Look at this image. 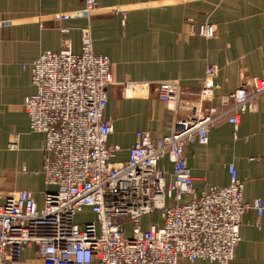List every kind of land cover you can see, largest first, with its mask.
<instances>
[{
    "label": "built area",
    "instance_id": "1",
    "mask_svg": "<svg viewBox=\"0 0 264 264\" xmlns=\"http://www.w3.org/2000/svg\"><path fill=\"white\" fill-rule=\"evenodd\" d=\"M98 10L97 0H83L84 17L92 18ZM189 28L193 37L217 36L212 24ZM29 67L35 94L26 98L24 109L30 130L45 137L46 191L42 208L29 191L0 204V264H19L32 247L43 264H232L250 208L259 217L256 227L264 228V200L252 206L243 202L245 185L234 165L228 167V186L197 193L185 156L187 145H207L211 129L221 121L237 130L244 114L257 111L264 97V70L220 96L215 107L209 103L216 66L207 68L189 106H180L184 90L179 82H160L159 99L176 107L171 133L156 138L137 132L128 161L115 163L121 148L108 145L113 126L104 120L108 88L114 82L111 61L94 52L90 30H83L80 54L68 49L45 52ZM149 89L150 84L126 85L128 92L140 96ZM17 145L15 137L11 150ZM165 158L173 166L171 177L160 167ZM157 211L162 226L149 223L145 229L144 218ZM84 213L92 218L77 223ZM128 225L133 227L130 235Z\"/></svg>",
    "mask_w": 264,
    "mask_h": 264
},
{
    "label": "crops",
    "instance_id": "2",
    "mask_svg": "<svg viewBox=\"0 0 264 264\" xmlns=\"http://www.w3.org/2000/svg\"><path fill=\"white\" fill-rule=\"evenodd\" d=\"M97 3L100 10L86 18L81 14L83 0H0V204L29 191L43 206L45 137L30 130L24 109L26 98L35 94L29 66L45 52L68 49L80 54L83 30H90L94 52L111 61L114 82L108 88L104 120L113 126L108 145L121 148L115 163L128 161L137 132L156 138L171 133L176 107L159 99L160 82H179L184 90L180 106H189L197 99L207 68L216 66L215 94L209 103L215 107L220 96L260 77L264 70V0ZM204 23L216 26V38L190 34L191 25ZM128 84H150V89L140 96L128 92ZM178 111L186 114L184 109ZM15 137L18 145L11 150ZM185 156L197 193L228 186V167L234 165L245 185L243 202L252 206L255 200H264V97L256 112L241 117L237 130L221 121L211 129L207 145L189 144ZM160 167L171 177L168 158ZM258 221L257 211L250 208L242 219L232 264H264V228L256 227ZM260 221L264 222V214ZM19 264L43 262L32 247Z\"/></svg>",
    "mask_w": 264,
    "mask_h": 264
},
{
    "label": "rangeland",
    "instance_id": "3",
    "mask_svg": "<svg viewBox=\"0 0 264 264\" xmlns=\"http://www.w3.org/2000/svg\"><path fill=\"white\" fill-rule=\"evenodd\" d=\"M160 215H161L160 212L157 211V212H154L151 216L144 218V220H143L144 227H147L149 223H153V224H155V225H157L159 227L162 226L163 222L161 220V216ZM91 218H92L91 215H88V214L84 213V214H82V215L77 217V223L81 224L86 219L90 220ZM132 228H133L132 225H128L127 226V235L131 234Z\"/></svg>",
    "mask_w": 264,
    "mask_h": 264
}]
</instances>
